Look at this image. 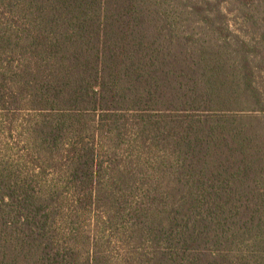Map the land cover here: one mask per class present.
I'll use <instances>...</instances> for the list:
<instances>
[{
    "label": "trees",
    "instance_id": "obj_1",
    "mask_svg": "<svg viewBox=\"0 0 264 264\" xmlns=\"http://www.w3.org/2000/svg\"><path fill=\"white\" fill-rule=\"evenodd\" d=\"M0 264H264V0H0Z\"/></svg>",
    "mask_w": 264,
    "mask_h": 264
}]
</instances>
